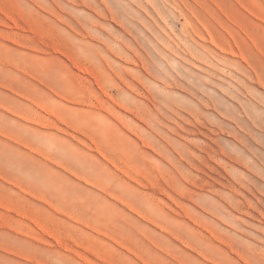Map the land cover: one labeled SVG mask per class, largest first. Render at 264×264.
<instances>
[{
    "label": "rangeland",
    "instance_id": "1",
    "mask_svg": "<svg viewBox=\"0 0 264 264\" xmlns=\"http://www.w3.org/2000/svg\"><path fill=\"white\" fill-rule=\"evenodd\" d=\"M0 264H264V0H0Z\"/></svg>",
    "mask_w": 264,
    "mask_h": 264
},
{
    "label": "bare ground",
    "instance_id": "2",
    "mask_svg": "<svg viewBox=\"0 0 264 264\" xmlns=\"http://www.w3.org/2000/svg\"><path fill=\"white\" fill-rule=\"evenodd\" d=\"M187 21V20H186ZM200 37V36H199ZM212 43H214V42H212Z\"/></svg>",
    "mask_w": 264,
    "mask_h": 264
}]
</instances>
